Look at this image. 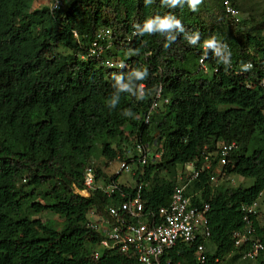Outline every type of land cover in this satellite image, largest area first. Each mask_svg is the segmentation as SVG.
I'll return each mask as SVG.
<instances>
[{"label": "trees", "instance_id": "1", "mask_svg": "<svg viewBox=\"0 0 264 264\" xmlns=\"http://www.w3.org/2000/svg\"><path fill=\"white\" fill-rule=\"evenodd\" d=\"M223 1L63 0L51 9L45 0H0V264H140L130 251L93 256L101 236L89 213L105 216L124 198L74 191L87 166L99 184L117 180L104 168L130 159L124 151L136 140L160 158L135 161V183L120 184L127 195L141 184L146 212L166 205L178 170L194 161L200 173L186 194L195 193L192 204H210V236L198 239L208 264H233L248 249L234 246V233L244 225L242 206L264 190V7L234 23ZM228 1L240 12L239 0ZM100 28L110 29V46L89 57ZM202 57L208 74L198 71ZM106 59L124 67L109 68ZM159 84L169 101L146 124ZM231 142L212 183L216 148ZM230 175L253 182L227 184ZM43 213L59 217L61 229ZM257 238L264 242V224H256ZM195 247L178 243L165 257L196 264Z\"/></svg>", "mask_w": 264, "mask_h": 264}, {"label": "built area", "instance_id": "2", "mask_svg": "<svg viewBox=\"0 0 264 264\" xmlns=\"http://www.w3.org/2000/svg\"><path fill=\"white\" fill-rule=\"evenodd\" d=\"M61 0H52V8H59ZM223 6L227 17L234 23L239 22L240 12L234 8L228 0H224ZM111 31L109 28H100L96 32V38L87 49V56L99 58L106 47L110 46ZM136 35V32H133ZM105 41L107 43L105 44ZM223 46V45H222ZM215 55H220V50ZM107 66L112 69H121L124 64L120 60H105ZM198 71L208 74L209 68L204 62L203 57L198 60ZM246 65H250L247 63ZM218 68L212 71L217 72ZM264 85V80L261 81ZM139 95L143 94L142 86L138 90ZM169 100L163 96V85L157 86L152 103L148 111L144 114V123H149L151 115L163 103ZM236 147L234 142L219 144L216 148L217 167L210 176L212 183L218 180L220 168L226 163L229 153ZM207 147H203L201 153L206 163L204 168H210L209 153ZM124 155L130 159H116L119 162L117 175L128 172L133 177L135 174L134 163L144 165L148 159H159L160 153L152 151L147 144L138 140L130 147L125 148ZM200 170L196 168L194 161L183 165L177 174V183L173 187L169 201L166 205L160 206L156 210L145 211L144 200L141 195V184L134 187V193L127 195L122 190L120 183L110 176L109 183L99 184L96 182L95 171L92 166H87L83 173V188L74 187V191L81 196L87 197L90 190L95 188L102 189L107 196L119 193L124 199L117 205H109L106 208V215H98L94 211L89 213V227L101 236L98 248L94 249L93 256L97 258L101 250L116 249L119 252H132L140 264H170L169 257H165L167 252L178 243L195 244L196 264H208L205 254V246L198 239L206 240L210 236L207 213L210 208L209 202L192 204V195L186 194L191 181L199 177ZM225 180L233 181L230 176ZM128 185V184H125ZM197 194V193H196ZM262 194V193H260ZM243 228L234 233V246L240 247L248 244V249L242 254V258L250 261H258L262 257L264 264V242L257 238L252 239L256 232V224L264 218V207L261 206L260 199L257 198L251 203L242 206ZM260 225V223H259ZM219 263V258L214 260ZM261 264V263H260Z\"/></svg>", "mask_w": 264, "mask_h": 264}, {"label": "rangeland", "instance_id": "3", "mask_svg": "<svg viewBox=\"0 0 264 264\" xmlns=\"http://www.w3.org/2000/svg\"><path fill=\"white\" fill-rule=\"evenodd\" d=\"M205 1H207V0H205ZM239 6L241 7V9H240L241 15L240 16L242 18H246V17L248 18L250 16L257 18L258 14L261 12L262 8L264 7V0H239ZM63 51L65 52L66 50H63ZM219 108L220 109H226V108H228V105H221V106H219ZM122 140H123L124 146H128L131 144V142H130V129L128 126L124 127V130L122 133ZM99 158L101 159L102 157L99 155ZM118 168H119V162L113 161L112 163L109 164V166L107 168H104V171L108 175H116L118 172ZM233 178H235L234 183L231 181L230 182L227 181V184L230 183L234 186H236L238 184H243L244 186H249L253 182V180L251 178H241L239 176H233ZM222 181H224V180H220L218 183H222ZM117 182L120 184H129V185H133L135 183L131 174L128 172H122V173L118 174L117 175ZM262 200L264 203V194L261 197V201ZM41 217L43 220L47 219V218L53 219L58 224L56 227L58 229H61V219L59 217H56L55 215H52L49 213H43L41 215ZM96 248H98V246H96ZM233 264H254V262H251V263L246 262L240 256L233 262Z\"/></svg>", "mask_w": 264, "mask_h": 264}, {"label": "clouds", "instance_id": "4", "mask_svg": "<svg viewBox=\"0 0 264 264\" xmlns=\"http://www.w3.org/2000/svg\"><path fill=\"white\" fill-rule=\"evenodd\" d=\"M62 1V5H63V0H61ZM224 2V1H223ZM45 4L47 5V6H49L51 9H56V8H52V0H45ZM61 5V6H62ZM60 6V7H61ZM59 7V8H60ZM224 7V6H223ZM225 10V9H224ZM241 15V14H240ZM227 18H229V17H227ZM230 19V18H229ZM160 85V84H159ZM143 87V86H142ZM153 98V97H152ZM161 106V105H160ZM233 176H235V175H233ZM233 176L232 175H230V178H232L233 179V181H231V182H233L234 183V179L235 178H233ZM242 178V177H241ZM227 181H230V180H227ZM262 194H260V196L258 197L259 199H260V202H261V197H262V195L264 194V190L261 192Z\"/></svg>", "mask_w": 264, "mask_h": 264}, {"label": "crops", "instance_id": "5", "mask_svg": "<svg viewBox=\"0 0 264 264\" xmlns=\"http://www.w3.org/2000/svg\"><path fill=\"white\" fill-rule=\"evenodd\" d=\"M259 223H260V225H262L264 223V220H261V222H259ZM241 258H242V255H241ZM243 260H245L246 262H249V263L254 262V264H258V261H250V260H246V259H243Z\"/></svg>", "mask_w": 264, "mask_h": 264}]
</instances>
